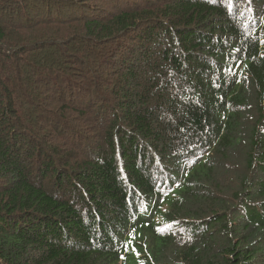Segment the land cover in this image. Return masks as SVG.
Here are the masks:
<instances>
[{
    "label": "trees",
    "instance_id": "obj_1",
    "mask_svg": "<svg viewBox=\"0 0 264 264\" xmlns=\"http://www.w3.org/2000/svg\"><path fill=\"white\" fill-rule=\"evenodd\" d=\"M86 1L0 0V264H264V0Z\"/></svg>",
    "mask_w": 264,
    "mask_h": 264
},
{
    "label": "rangeland",
    "instance_id": "obj_2",
    "mask_svg": "<svg viewBox=\"0 0 264 264\" xmlns=\"http://www.w3.org/2000/svg\"><path fill=\"white\" fill-rule=\"evenodd\" d=\"M87 3H86V5H85V8L87 9V10H91V9H93V10H95V11H99L98 12V15H101L102 13H103V6H102V4H101V2L100 1H98V0H87L86 1ZM76 9H72L71 10V17L72 16H74L75 14H74V11H75ZM65 13L66 12H64L62 15H60V16H63V15H65ZM76 16H79V15H76ZM73 65V64H72ZM76 66L77 65H73V66H71V65H69V64H65V67H66V69H68V70H65L64 68H62L58 73L60 74V75H62V76H67V77H70L71 75H72V73H73V69H75L76 68ZM26 74H30V72H26ZM75 77V76H74ZM28 78H26L25 80H27ZM57 83L59 82V81H56ZM60 84L62 85V81H60ZM38 86L41 88V91H42V94H48V95H51V99L50 100H48V99H46V104H47V106H49V107H51V108H53V107H55V104H53V103H55V102H61V100L60 99H58V98H60V96H62L63 98H62V101L64 100V102L67 100V99H65V98H68V94H67V91L66 90H63V92L62 91H60V90H58L57 89V87H56V89H52L53 87H50V85H48V86H42V85H39L38 84ZM58 90V91H57ZM60 92H62V93H60ZM68 101V100H67ZM45 121V122H44ZM42 123H43V126L45 127V129H47V130H50L51 131V128H50V126L48 125V123H46V120L45 119H43L42 120ZM56 137H54V139H55Z\"/></svg>",
    "mask_w": 264,
    "mask_h": 264
},
{
    "label": "snow or ice",
    "instance_id": "obj_3",
    "mask_svg": "<svg viewBox=\"0 0 264 264\" xmlns=\"http://www.w3.org/2000/svg\"><path fill=\"white\" fill-rule=\"evenodd\" d=\"M237 51H239V49H237ZM228 71H229V73H231V69H229ZM131 242H132V238H131V236H130V240H129V242L126 243V244L124 245V247H125V248H128L129 245L131 244Z\"/></svg>",
    "mask_w": 264,
    "mask_h": 264
}]
</instances>
